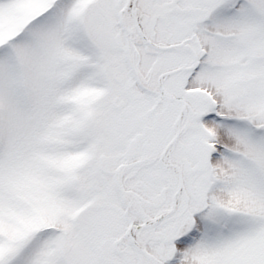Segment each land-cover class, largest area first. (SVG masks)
<instances>
[{"label": "snow or ice", "instance_id": "snow-or-ice-1", "mask_svg": "<svg viewBox=\"0 0 264 264\" xmlns=\"http://www.w3.org/2000/svg\"><path fill=\"white\" fill-rule=\"evenodd\" d=\"M0 264H264V0H0Z\"/></svg>", "mask_w": 264, "mask_h": 264}]
</instances>
